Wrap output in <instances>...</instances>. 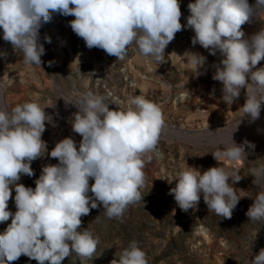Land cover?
<instances>
[{
    "label": "clouds",
    "instance_id": "1",
    "mask_svg": "<svg viewBox=\"0 0 264 264\" xmlns=\"http://www.w3.org/2000/svg\"><path fill=\"white\" fill-rule=\"evenodd\" d=\"M188 9L190 15L182 25L179 0H0V28L3 39L22 55L25 64L40 67L45 49L39 30L53 13L74 16L69 26L86 47L102 49L117 60H123L134 45L141 57L160 64L176 33L190 29L195 33L193 46L199 44L210 55L221 57L213 65L212 76L222 85L221 100L233 104L245 90L244 116L259 119L264 67L257 65L264 60V28L245 38L242 25L264 12V0H256L255 6L248 0H195ZM185 54L197 69L206 63L207 58L199 53ZM66 103L78 109L70 123L82 139L78 147L71 137L56 143L49 155L58 163L43 166L34 189L18 181L22 175L32 177L31 163L47 152L41 137L51 117L35 101L11 111L0 108V223L11 218L0 233V264H10L22 255L37 264H63L73 253L92 259L99 238L88 228L80 230L81 218L101 205L104 215L117 218L143 199L139 189L145 181V157L150 160L148 154L157 152L165 127L161 106L136 95L115 103L117 108L112 110L106 97L91 91ZM233 132L230 143L219 144L223 150L218 145L211 152L217 161L246 159L245 145L254 148L248 141L237 145ZM250 174L259 191L254 198L248 196L253 204L246 215L249 221H264V184L260 183L264 168ZM241 178L239 172L223 166L203 173L187 166L168 180L177 181L168 194L185 212L198 205L202 195L209 212L230 219L242 198L233 187ZM90 180L94 181L91 185ZM13 189L15 213L8 210ZM116 256L111 264H148L136 241ZM249 264H264V248Z\"/></svg>",
    "mask_w": 264,
    "mask_h": 264
},
{
    "label": "rangeland",
    "instance_id": "2",
    "mask_svg": "<svg viewBox=\"0 0 264 264\" xmlns=\"http://www.w3.org/2000/svg\"><path fill=\"white\" fill-rule=\"evenodd\" d=\"M194 2L179 0L182 25L190 15L189 3ZM248 3L255 6L256 0ZM74 18L53 13L51 20L42 24L39 36L45 54L41 67L25 64L22 55L3 39L0 28V86H3L0 90L7 111L35 101L51 117L41 137L47 144V152L31 163L34 175H22L18 183L35 188L43 166L58 163L49 153L60 140L71 137L79 146L82 137L72 131L70 123L78 109L66 102H75L86 92L106 97L112 110L117 108L115 103L142 95L161 106L165 127L157 152L148 154L150 160L145 157V181L139 189L143 199L129 205L117 218L104 215L102 205L83 216L80 230L88 228L99 238L97 251L92 259H82L73 253L63 264H111L131 241L138 242L148 264H249L264 248V221H249L246 215L259 191L250 172L264 168V105L259 119L251 121L242 109L245 90L233 104L221 100L222 85L212 79L213 65L221 57L210 55L199 44L193 46L191 39L195 33L190 29L176 33L164 50L163 62L158 64L141 57L134 45L128 48L123 60L102 49L87 48L69 26ZM262 28L264 12L242 25L245 38ZM186 52L201 54L207 58L206 63L197 69ZM257 67H264V60ZM232 132L237 145L248 141L254 148L245 145L246 159L217 161L211 152L221 142L230 143ZM218 147L223 150V145ZM187 166L198 168L201 173L217 166L239 172L242 178L233 187L242 198L230 219L209 212L202 195L194 208L185 212L178 207L168 194L177 181L168 180ZM260 183L264 184V179ZM14 196L13 189L8 202V210L13 213ZM10 223L11 218L0 223V233ZM10 264L37 262L22 255Z\"/></svg>",
    "mask_w": 264,
    "mask_h": 264
},
{
    "label": "bare ground",
    "instance_id": "3",
    "mask_svg": "<svg viewBox=\"0 0 264 264\" xmlns=\"http://www.w3.org/2000/svg\"><path fill=\"white\" fill-rule=\"evenodd\" d=\"M3 88V86H0ZM2 90H0V103L2 105V108L6 109L7 110V104L5 102V99H4V93L1 92Z\"/></svg>",
    "mask_w": 264,
    "mask_h": 264
}]
</instances>
